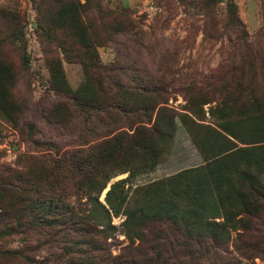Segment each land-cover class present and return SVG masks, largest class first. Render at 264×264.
<instances>
[{
	"label": "trees",
	"instance_id": "trees-1",
	"mask_svg": "<svg viewBox=\"0 0 264 264\" xmlns=\"http://www.w3.org/2000/svg\"><path fill=\"white\" fill-rule=\"evenodd\" d=\"M52 1L33 0L39 34L58 40L65 59L82 65L85 80L70 88L60 62L54 60L49 84L56 101L50 114L64 123L80 116L82 127L77 138L81 147L61 152L53 142H40L31 136L37 149L46 147L53 154L23 156L24 169H0V241L44 231L50 233L49 238L64 242L74 235L80 238L68 248L89 262L86 247H92L94 240L86 236L93 238L91 226L97 223L103 231L114 228L110 210L122 208L129 237L152 238L146 260L141 256L144 247L134 250L140 256L138 264H164L170 258L162 248L168 249L174 242L190 246L198 239H209L222 246L230 231L246 229L247 218L264 208V32L260 33L259 46L249 49L251 45L242 42L239 61L231 62L212 96L199 86L185 94L188 111L199 120L205 118L203 106L214 102L207 110L214 122L211 125L166 105L169 92L163 74L159 77L155 69L151 73L152 66H146L142 59L146 44L139 38L118 41V35L127 36L133 27L101 5V0H92L97 3L88 8L93 14L81 10L91 0ZM226 6L230 27L238 32L241 26L246 34L236 4L230 0ZM22 35L13 32L10 37L16 41ZM109 45L116 58L103 64L97 48ZM149 55L155 66L166 62L163 56L155 61L150 50ZM27 61L24 48L23 62ZM11 69L0 59V111L17 124L23 107L11 91ZM176 117L203 164L138 186L130 196L116 183L106 193L109 206L102 203L99 196L111 178L151 169L170 152ZM31 128L33 125L25 124L27 132H32ZM71 195L83 196L84 204L70 203ZM155 220L182 230L183 242L162 229L150 230L148 225ZM0 256L34 264L23 250L0 249ZM135 261L133 257L115 264H137Z\"/></svg>",
	"mask_w": 264,
	"mask_h": 264
},
{
	"label": "rangeland",
	"instance_id": "rangeland-1",
	"mask_svg": "<svg viewBox=\"0 0 264 264\" xmlns=\"http://www.w3.org/2000/svg\"><path fill=\"white\" fill-rule=\"evenodd\" d=\"M79 1L84 3V0ZM96 1L87 2L81 10L95 7ZM227 1L230 0H101V5L112 9L127 25L133 27L127 36L118 35V41L127 43L128 39L139 38L146 44V50L142 49V59L146 66H152L149 69L151 73L155 69L159 77L163 74L161 77L169 92L166 105L191 115L198 122L214 125L207 112L214 102L203 106L205 118L199 120L188 111L185 94L190 88L192 91L199 86L212 96L213 89L230 70L231 62L239 61L242 42L250 44L249 49L259 46L260 33L264 32V0H231L237 6V14L245 26L246 34L241 31V26L237 27L239 31L236 32V28L228 24ZM88 12L94 13L93 9H88ZM13 32L18 35L21 32L23 37L15 41L10 37ZM23 47L28 56L27 63L23 62ZM149 50L155 61L163 56L166 62H159L155 66L149 61ZM97 52L103 64L116 58L111 45L99 46ZM119 57L124 58L121 54ZM0 59L12 68L14 76L11 91L15 101L23 107L17 124H13L0 111V169H24L25 164L21 161L23 156L53 154L52 149L46 151V147L37 149L30 141L31 136L40 142H53L61 152L81 147L77 138L82 127L80 116L64 123L50 114L56 96L49 80L55 68L54 60L60 62L64 77L72 89L84 82V70L80 63L65 59L58 40H49L39 34L37 4L33 0H0ZM261 85L264 87V76ZM175 119L177 131L170 152L151 169L132 174L124 172L111 178L99 196L102 203L109 206L106 193L116 183H119L118 188L126 196H130L138 186L203 164L188 133L178 117ZM26 123L33 125L32 132H27ZM84 200L83 196L71 195L68 198L73 204H84ZM122 210H110V223L114 228L103 231L97 223L91 226L93 238L86 236L94 240L92 247H86L91 258L89 262L68 248L72 241L80 238L74 235L68 236L66 242L49 238L50 233L46 231L31 233L27 238L13 235L0 241V249L23 250L34 264H115L133 257L138 264L140 256L134 250L144 247L141 256L146 260L149 256L147 246L152 238L148 235L144 240L129 237L123 224L125 214ZM247 219L249 223L246 229L230 231L222 246L215 245L209 239H198L190 246L173 241L172 247L162 248L169 252L170 258L164 264H264V208ZM216 220L221 221V218ZM148 227L150 230L162 229L170 237L175 236L183 242L180 238L182 230L176 227L159 220L150 222ZM0 264L27 263L22 258L6 260L0 256Z\"/></svg>",
	"mask_w": 264,
	"mask_h": 264
}]
</instances>
